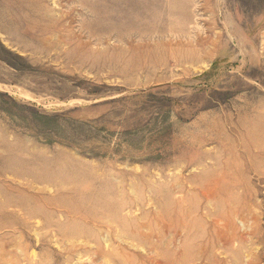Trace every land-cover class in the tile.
I'll list each match as a JSON object with an SVG mask.
<instances>
[{
  "label": "rangeland",
  "instance_id": "374dc122",
  "mask_svg": "<svg viewBox=\"0 0 264 264\" xmlns=\"http://www.w3.org/2000/svg\"><path fill=\"white\" fill-rule=\"evenodd\" d=\"M0 264H264V0H0Z\"/></svg>",
  "mask_w": 264,
  "mask_h": 264
}]
</instances>
